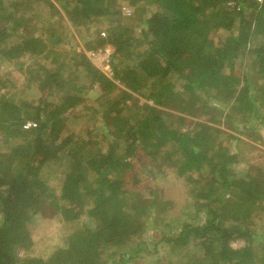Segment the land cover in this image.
I'll list each match as a JSON object with an SVG mask.
<instances>
[{
    "label": "trees",
    "instance_id": "16d2710c",
    "mask_svg": "<svg viewBox=\"0 0 264 264\" xmlns=\"http://www.w3.org/2000/svg\"><path fill=\"white\" fill-rule=\"evenodd\" d=\"M97 22L112 77L80 54L86 84L65 81L69 28ZM2 65L0 264H128L149 243L153 264H264V167L234 170L264 123V0H0ZM164 163L189 185L176 213ZM45 204L62 243L23 256Z\"/></svg>",
    "mask_w": 264,
    "mask_h": 264
},
{
    "label": "rangeland",
    "instance_id": "374dc122",
    "mask_svg": "<svg viewBox=\"0 0 264 264\" xmlns=\"http://www.w3.org/2000/svg\"><path fill=\"white\" fill-rule=\"evenodd\" d=\"M118 6H123V2L118 1ZM124 9L123 7L121 8ZM42 21L43 18L41 19ZM72 29V30H71ZM104 23L97 22V24L92 23L90 27H87L83 30H76L74 28H69V32L73 34L74 43L71 47L65 46L64 50H66L67 54H72L73 61L66 66V72L63 75V79L65 81L74 82L77 85L82 84L85 85L87 82V78L77 75H69L68 71H71L74 65L77 63L75 60L78 55L85 56L88 61L91 62L93 66L101 70L107 77H112L111 67H110V57L113 48L108 43H104L103 45L98 43L99 32L104 31ZM73 42V41H71ZM106 44V45H105ZM97 48L95 49V47ZM138 50V49H137ZM27 61L26 59H22V62ZM11 68V66H10ZM7 68L5 66H0V74L6 71ZM16 73L15 71H13ZM71 79V80H68ZM85 88L86 87H82ZM3 89L0 90V93ZM95 91V92H94ZM94 92V93H93ZM99 88L95 87L94 90L84 92L83 94L86 97L93 98L92 95L98 94ZM89 104L91 102H88ZM141 103V102H140ZM221 122H224V119L221 117ZM69 124L71 122H68ZM68 124V125H69ZM225 126V125H222ZM255 138V139H254ZM240 154L237 157V164L235 165L234 170H240L243 167H247L248 165L258 166L263 169L264 167V123L259 128V133L252 138H243L240 143ZM238 151V150H237ZM241 166V167H240ZM56 169L60 167H55ZM157 178L155 181L156 186L158 187L160 199L162 200H172L174 202V212L176 213L179 208L190 200V194L187 192L189 189V185L185 184L182 177H178L175 174V169L167 164H161V167H156ZM159 173V175H158ZM60 174V169L56 173L55 176ZM54 177L52 176L48 186L50 188L53 187ZM56 194V193H55ZM42 209L45 211V214L48 216H44L42 212L36 216V219L29 224V231L32 241L34 242V249H31L29 252L20 251L19 254L23 256H38L41 258H47V256L62 243V238L64 236L65 228L61 222H58L54 217H50V207L47 204L43 205ZM260 223H264V214L259 218ZM257 221V220H256ZM166 222V221H165ZM256 223V222H255ZM71 228V226H70ZM68 231L72 229H67ZM153 231V230H150ZM150 231L146 232V235L150 233ZM243 245L241 240H236L232 242L233 247H240ZM145 249L139 251L128 264H153L156 255L153 254L152 245L149 243L145 246ZM152 254V255H151Z\"/></svg>",
    "mask_w": 264,
    "mask_h": 264
},
{
    "label": "built area",
    "instance_id": "2783aa9c",
    "mask_svg": "<svg viewBox=\"0 0 264 264\" xmlns=\"http://www.w3.org/2000/svg\"><path fill=\"white\" fill-rule=\"evenodd\" d=\"M257 2H261L262 0H256ZM123 13L125 14V15H128L129 14V11H128V9L127 8H124L123 9ZM34 124H32V123H26V126L28 127V126H33Z\"/></svg>",
    "mask_w": 264,
    "mask_h": 264
}]
</instances>
